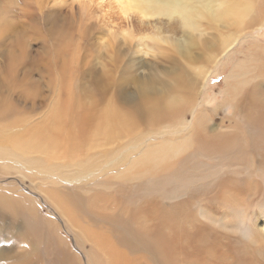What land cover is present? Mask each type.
I'll return each instance as SVG.
<instances>
[{
    "label": "bare ground",
    "instance_id": "6f19581e",
    "mask_svg": "<svg viewBox=\"0 0 264 264\" xmlns=\"http://www.w3.org/2000/svg\"><path fill=\"white\" fill-rule=\"evenodd\" d=\"M111 1L120 18L128 24L132 23V27L136 28L135 34L130 26L121 30L124 44L133 40L137 42V46L143 47L146 45L145 40L157 43V50L152 53L157 60H165L164 62L169 64L166 73L162 72L167 79L159 81L158 70L151 72L145 79L137 78L140 79L136 84L140 90L139 101L133 103L132 99L131 103L124 102L126 106L110 101L99 111L82 112L78 103V112H74L75 102L74 105L69 102L64 105L53 101L54 104L48 109L44 119L33 126H17L8 131L0 129V162L7 161L9 164L4 169H12L13 164L38 174L43 172L65 177L62 164H67H60L59 161L65 153V150L60 149L64 144V149H68L71 156L74 152L70 151V146L74 147L75 143L78 145V140L85 139L87 149L94 150L103 146V143L113 146L111 141L125 139L128 144L123 145L122 153L112 158L109 156L108 159H112L110 164L124 163V169L120 171L122 181L115 180L116 189L121 190L128 182L134 181V185L130 187L131 191L137 186L143 193H148L149 197L140 201L136 200L135 196L130 200L135 205L139 202L136 211L151 221V224L144 225V230L143 227L133 228L129 223L125 225L119 219L109 218L110 211H104L105 208L97 202L94 194H91L94 196L90 198L96 202L98 217L91 220V212L86 208L84 210L85 206L78 205L76 201L71 202L74 195L69 190L61 189L58 200L43 192L49 197L50 203L58 207L66 224L73 231L71 236L74 234L76 243H90V249L84 254L87 264L140 263L131 259L132 256H128L124 250V253H118V247L107 239V234H101L100 229L93 233L91 229L82 228L79 220L83 221V215L87 221H100L97 225L106 223L113 226L119 231L118 235L115 234L116 238L114 237L118 244L129 253H136V250L144 251L145 255L148 253V258L155 264H264V85L257 81L252 86L255 92L261 93L258 94L261 101L252 105L251 110L247 111L245 106L253 100L251 94H255L254 91H247L237 99L238 103L235 102L238 104L236 109L242 118L241 121H235V124L229 127L212 125L207 122L210 120H206L205 111H202L196 114L193 122L191 121L193 129L183 134L180 132L187 126V115L184 117V112L190 106L189 102L193 101L192 92L200 74L203 73L200 77L203 79L206 69L201 72L203 67L194 65L184 68L182 65H176L179 64L177 57H172L175 54L189 62L216 64L221 56L234 48L231 46L243 39L242 33L260 20V17H256L259 19L256 21L254 15L256 11H264V0ZM220 27H225L228 33H221ZM112 33L109 34L113 39L117 38L114 34L120 35ZM219 36L221 38L217 41ZM124 50L112 60L116 63L119 59L120 73L127 78L138 63L129 58L125 59L129 53L125 52L127 48ZM258 50L260 57L246 55L245 61L254 58L263 63L264 48L258 47ZM78 52L80 51L76 53ZM143 53L147 54L149 51ZM218 56L220 57L217 59ZM246 63L241 59L234 63L228 72L230 102L246 81L245 76L252 65L247 66ZM63 64L62 62V66ZM176 68H179V71H175ZM46 69L48 70L45 72L48 73L50 70ZM28 74L15 82L14 87L35 96L38 89L28 80ZM260 75L264 76L261 72L256 76ZM159 87L160 90L157 89ZM152 133H166L168 136L149 140L147 137ZM135 149H138V154L131 157L129 152ZM92 154L85 159L80 157L83 154L77 155L73 158V165L79 173L84 171L86 175H90L88 183L96 185L97 190L111 188L114 181H107L103 177L110 164L97 165L98 153L94 154L96 158ZM204 158H209L212 162H203ZM150 192L156 194L152 196ZM2 198L0 242H3L4 248L0 250V264H12V258L22 260L25 257L27 260L41 250L49 254L48 246H54L53 242L59 245L57 251L52 249L55 256H60L57 261L61 262V257L65 256L67 251L60 243L65 241L54 232L51 222H47L49 229H45L40 212L33 214V210L28 212L19 204L12 203L11 199ZM101 202L106 205L104 198ZM81 203H84V200ZM69 206L72 215L68 212ZM176 219L183 220L185 224L175 227L173 221ZM12 226L15 230H12ZM14 241H26L27 247L21 251L14 250Z\"/></svg>",
    "mask_w": 264,
    "mask_h": 264
},
{
    "label": "rangeland",
    "instance_id": "374dc122",
    "mask_svg": "<svg viewBox=\"0 0 264 264\" xmlns=\"http://www.w3.org/2000/svg\"><path fill=\"white\" fill-rule=\"evenodd\" d=\"M111 2V0H0V129H2V131L12 130L17 126H33L44 119L48 109L54 102H59L64 105H66V102L74 105L75 102L74 112H78L76 110V104L78 103L80 105V111L82 112L99 111L110 103V101L116 104L119 103V105L123 106H126V102L131 103L132 99L133 103H136L139 101L138 93H140L136 85L140 79L137 78L142 77L145 79L151 72L155 73L154 70H158L159 81L167 79L165 70L169 68V64L164 62L165 60H161L162 62L157 60L152 53V51L157 50V43L145 40L144 43L146 45L143 47V45L137 46V42L133 40L129 42V44H124L121 30L126 26H130L131 31L135 34L136 28H134V26L132 27V23L128 24L127 21H123L120 18L114 3L112 4ZM87 17H89V19ZM256 17H260V20L256 19ZM254 18L256 21H259L242 33L241 38L243 39L239 40V42L237 41L234 46H231L234 48L227 49V54L225 53L227 57L225 54L221 57L218 56L217 59L219 57L220 59L216 64H214L215 62L202 61V63H194L177 55L175 56V54L172 56L177 57L176 60H178L179 64L176 65H182L184 68H188L190 65L202 66L203 71L201 72H204L206 69L204 78L201 79L200 77L203 73L200 74L197 82L198 87L196 85L195 90L192 92L193 101L189 102L191 107L188 106L186 112H184V117L187 115V126L184 127L183 131L180 133L184 134L192 130L193 118L198 112L202 111H205V118L206 120L209 118L208 120L210 121L207 122L212 125L229 127L235 124V121H241L242 118L238 114L239 111L236 109V105L238 106L237 99L239 100V97L245 95L247 91H251L252 93L254 91L255 93L251 94L250 92L254 97L251 96L253 100L245 106L247 111L252 109V105L261 101L258 99L261 97L258 94L261 93L259 91L255 92L252 86H254L257 81L264 85V76H256L260 72L264 74V62L262 63V61H257L258 59L255 60L254 58L253 60L249 59L245 61L246 55H254L256 58L260 57L258 47L264 48V11L262 13L256 11ZM86 19H88V21ZM219 29L221 33H228L225 27H220ZM213 31L214 33L216 32L215 30ZM110 32L120 33V35L114 34V37L116 36L117 38L113 39L109 34ZM209 32L211 33L212 31ZM209 35H206V37H210ZM220 38L219 36L216 40L218 41ZM101 42L102 44L100 45ZM103 46H108L109 48ZM248 46H250V48H248ZM56 48L58 50H56ZM107 50L110 51V54ZM123 50L127 52V54L129 53V56L125 59L129 58V60H134L138 63L137 66L131 70L134 74L129 72L130 75L127 76L130 80L120 73V65L118 64L119 59L116 63L115 60H112L116 58V54L119 55ZM77 51L80 52L77 54ZM143 51H149V53L144 54ZM241 59L247 62V66L248 64L249 66L252 65L245 76V83L237 90L239 91L238 94L235 95L234 100L230 102L229 98L231 96L229 94L231 93L229 92V80L227 75L235 65L234 63L241 61ZM62 62L64 63L63 66ZM140 64L143 65L141 66ZM186 65L187 67H185ZM257 67H260L262 70ZM46 68H49L50 73L45 72V70H48ZM179 68H176L175 71H179ZM26 74H28V80L31 84L38 89V93L35 96H30L22 90H19V88L16 89V87H14L15 82L22 80ZM254 76L255 78L252 79ZM157 89L160 90V87ZM134 96L135 98H133ZM235 102L237 103L235 104ZM191 111L193 113H191ZM230 115L232 118L229 117ZM141 128L147 131L144 126H141ZM152 134L147 137L149 140L156 138L162 139L163 136H168L166 133ZM77 142H79V144H74L75 149L73 146H70V151L74 152L71 156L68 154V149H64L65 144L61 146L63 148H60L65 150L64 155H62L59 160L60 164L64 162L67 164H62V172L65 174V177H59L58 175L54 176L51 173L43 174V172L38 174L31 170L14 166L13 164L12 169H4V167L9 164L7 161L0 162V198L3 199L2 197H5L11 199L13 201L12 203L19 204L25 210H28V212L33 210V214H36L37 211L40 212L42 214L45 229H49L47 222L50 221L54 232L65 241L60 244H63L62 248L67 251L65 256L61 257V262L57 261L58 258L60 259V256H55L54 250H56L59 245L53 242L54 246H48L50 249L49 254L41 250L33 254L32 257H29L27 260L25 257L22 260L12 258V264H87L84 254L90 249V243L88 241H84L83 245L82 243H76L74 234L71 236L73 231L69 225L66 224L65 218L63 219L58 207L52 205L48 200L49 197L47 194L43 192L49 193L50 197L52 196L54 199L58 200L60 199L59 192L61 189L69 190L74 195V199L71 202L76 201L78 205L85 206L84 210L86 208L87 211L91 212V216L89 217L91 220L92 218L97 219L98 217L96 212L97 205H95L96 202L90 198L95 195L94 197L97 198V202L105 208L104 211H110L108 214L109 218L119 219L124 222L125 225L129 223L133 228L143 227V230L145 227L144 225L151 224L149 219L140 216L136 211L139 202L135 205L130 201L134 196L136 200L139 199L138 201L147 198L149 197L148 193H143L137 186H134L131 191L130 187L134 185V181L128 182L121 190L115 188V180L116 182H118V180L119 182L122 181L120 171L124 169V163L119 165L115 163L110 164L112 163V159L109 161L108 157L111 156L110 158H112V156L116 157L118 154H121L123 145L128 144L127 140L121 139L118 141L115 140L114 142L111 141L113 146L103 143L106 146L108 145V147L102 144V148L100 147L94 150L87 149L88 147L85 139L78 140ZM81 147L84 149H81ZM117 147L119 151L116 152ZM67 148H69V146ZM90 151L94 153L92 154ZM105 151H107V153H105ZM108 151L110 153H108ZM113 152H116V154ZM97 153L98 155L96 157L99 158L94 156V154L96 155ZM79 154H83L80 155L83 159L92 154V156L96 158L97 165L100 166L104 163H106V165L110 164L108 169L106 168V171H104L103 177L107 181H114V185L111 188L107 187V189L99 190H97L98 187L96 185H90L88 183L90 181V175H86L84 171L79 173L73 165L75 162L73 158H76ZM137 154L138 149L129 152L131 157ZM106 159L108 160L106 161ZM199 161H201V159H199ZM203 162L211 163L212 160L204 158ZM114 168L117 169L114 170ZM72 176H75V178ZM98 179L101 180V178ZM136 183L137 182H135V184ZM149 194L154 196L156 192H150ZM102 198H104L106 202L105 206L101 202ZM82 200H84V203H81ZM92 204H94V206ZM71 211V206H69L68 212L72 215ZM115 211H117V213ZM82 218L83 221L79 220V225L82 228L86 230L91 229L93 233L98 232L100 229L99 232L101 234H107V239L115 243V247H118V253H124L125 251L128 256H132L131 259L138 261L140 264H155L148 258V253L145 255V252L142 250H136V253H129L122 245L118 244L115 240V234L118 235L119 231L113 226L106 223L97 225L100 221H87L84 215ZM173 223L175 227L185 224L183 220L179 219L174 220ZM12 230H15L14 226H12ZM20 242L21 243H19V241L12 242V249H17L18 251L24 250L27 247V243L26 241ZM2 243L3 242H0V250L4 248ZM133 257H136V259ZM64 261H66V263Z\"/></svg>",
    "mask_w": 264,
    "mask_h": 264
}]
</instances>
